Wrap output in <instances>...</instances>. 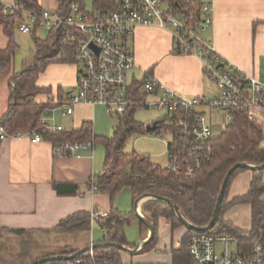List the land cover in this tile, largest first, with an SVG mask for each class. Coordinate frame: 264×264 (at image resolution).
Listing matches in <instances>:
<instances>
[{
  "label": "built area",
  "instance_id": "built-area-1",
  "mask_svg": "<svg viewBox=\"0 0 264 264\" xmlns=\"http://www.w3.org/2000/svg\"><path fill=\"white\" fill-rule=\"evenodd\" d=\"M113 1L116 6L110 10L88 9L83 2L76 1L69 13L61 16L45 8L41 12L29 10L20 0H0V15L13 16L18 33L30 34L36 24L38 28L58 33L59 55L70 56V63L77 72L74 89L61 104L68 115L77 105L102 106L110 116L122 114L132 106L164 109L170 124L161 126V123L156 131L159 133L158 130L164 128L171 134V140L166 142L165 166L175 174L189 177L195 175L213 152L212 142L216 137L206 111L222 113V131L233 123L234 113L241 109L251 120L264 124V57L261 73L252 75L215 49L205 35L213 27V0H200L201 20L197 23H186V19L163 0ZM138 26L170 31L174 48L200 60L203 73L213 82L216 93L207 97H185L148 77L140 85L143 95L132 97L129 90L136 79L133 76L136 64L127 41ZM136 80L141 81L143 77ZM49 110L44 111L41 122L47 131L58 133L63 127L48 122ZM8 137H27L32 143L43 140L36 131L9 134L0 126V139ZM93 146L91 141L52 142L56 157L73 156ZM106 216L103 211L93 210L90 222L104 220ZM92 245L90 242L83 256L82 253L60 256L42 264H112L111 257L97 255ZM188 254L192 264H264V239L254 237L247 253L232 234L193 231L188 240Z\"/></svg>",
  "mask_w": 264,
  "mask_h": 264
},
{
  "label": "trees",
  "instance_id": "trees-1",
  "mask_svg": "<svg viewBox=\"0 0 264 264\" xmlns=\"http://www.w3.org/2000/svg\"><path fill=\"white\" fill-rule=\"evenodd\" d=\"M29 10L41 12L36 0H20ZM59 15L69 13L70 6L83 0H56ZM172 5L176 14L182 15L186 23H197L201 20L200 0H163ZM92 10H110L115 8L113 0H91ZM0 24L4 26V33L9 38L7 46L0 49V78L6 76L12 66L17 49L15 39L14 17L0 15ZM38 24L32 30V43L34 46L31 56L21 63L20 69L13 72L8 79L10 96L7 111L0 118V126L9 134L17 132L36 131L43 139L53 142L60 140L93 142L101 145L104 150L102 169L94 175L89 182V188L107 194L110 199V209L104 220H97L100 227L109 237V242L125 244V227L131 221L138 219L134 210L120 212L114 206L116 196L123 188H129L132 192L133 202L143 195L150 194L171 200L178 211L192 224L197 226L207 225L213 218L217 197L222 182L227 172L238 163L260 165L264 163V130L253 120L248 118L246 111L238 110L234 113L233 123L222 131L212 142L213 152L209 160L197 170L194 176L175 174L166 166L153 162L149 155L135 150L125 152L126 141L137 135L145 134V124L135 120L134 112L137 107L132 106L124 113L116 115L117 122L111 136L96 135L89 122H84L79 129L65 130L52 133L46 130L41 118L46 109H53L63 102L62 96L55 99H34L40 95L49 93L50 89L37 86L36 81L49 63L71 62L72 58L61 57L59 48L61 45L58 33L47 31L46 38L40 40L35 36ZM174 51L181 53L178 49ZM151 77L150 73L143 76V80L134 79L130 86V95L134 98L141 97L140 85ZM59 94V93H58ZM66 101V100H65ZM162 121L158 122V128ZM156 132V130L154 131ZM248 169L237 168L231 175L223 201L221 203L218 218L215 225L206 232L210 234H232L239 240V244L247 251L250 250L254 237L264 239V178L263 170L252 171V179L246 193L230 197V189L237 175ZM248 205L250 209V228L241 229L230 220L225 219V214L233 206ZM142 212L154 226L153 238L142 250L152 248L158 241L157 220L164 217L175 227L180 223L169 203L159 199H149L142 204ZM142 226V225H141ZM91 230L90 214L85 211L76 212L59 221L50 229H19L0 226V264H28L30 262L57 256H69L75 254L81 248L76 247L79 239H88ZM188 230L182 237L181 245L172 251L174 264H192L188 254V240L192 234ZM40 233L47 236H61L69 238L64 246L53 253H43L33 258L30 251L32 245L39 244L34 240V235ZM18 245L15 252L13 244ZM75 243V244H74ZM87 244L86 246H88ZM84 248V247H83ZM118 249L113 246H96L94 252L100 256L112 258V264H120L117 257ZM86 254L82 253L81 256Z\"/></svg>",
  "mask_w": 264,
  "mask_h": 264
},
{
  "label": "crops",
  "instance_id": "crops-1",
  "mask_svg": "<svg viewBox=\"0 0 264 264\" xmlns=\"http://www.w3.org/2000/svg\"><path fill=\"white\" fill-rule=\"evenodd\" d=\"M36 3L40 9L55 11L58 8L56 0H36ZM42 29L45 31L44 36H39L37 30L34 33L40 40H44L47 35V30ZM205 35L225 58L247 73L259 75L261 59L264 57V0H213V27ZM15 39L18 49L19 33L16 30ZM8 41L4 26L0 24V49H4ZM127 46L133 51L136 64L133 76L136 79L149 72L151 77L185 97H207L215 93V86L203 73L200 60L195 55L174 51L170 31L155 26H138L128 39ZM15 71L12 66L10 72L0 78V118L8 108V79ZM76 78V68L72 63H49L39 73L36 84L50 89V92L40 94L34 100H53L61 95L64 103L74 89ZM96 107L77 105L68 115L60 105L49 110L48 122L65 130L79 129L84 122H89L94 133L99 135L96 132L99 126L96 122ZM52 142L45 138L37 143H32L27 137L0 139L1 227L43 230L54 227L59 221L79 211L90 214L93 210H99L108 215L109 196L89 188V182L102 169L104 150L98 151L96 144L93 148L79 150L73 156L56 157L53 155ZM251 179V170L239 173L231 185L230 197L246 193ZM132 197L130 189L129 192H119L114 201L115 208L120 212H130L127 211L128 207L133 210L135 206ZM147 200L141 199L136 204L137 211L143 217L146 216L141 207ZM245 205L233 206L224 217L247 230L236 223L235 215L232 214L236 208ZM137 221L138 239L130 242L126 238L125 244H120L124 249L116 247L120 264H174L172 251L180 247L188 229L182 223L172 227L169 220L159 217L157 243L148 250L133 251L150 235L147 226L139 219ZM97 225L99 232L93 230V240L97 242L89 240V243H109L108 235L99 222Z\"/></svg>",
  "mask_w": 264,
  "mask_h": 264
},
{
  "label": "rangeland",
  "instance_id": "rangeland-1",
  "mask_svg": "<svg viewBox=\"0 0 264 264\" xmlns=\"http://www.w3.org/2000/svg\"><path fill=\"white\" fill-rule=\"evenodd\" d=\"M84 5L86 8L91 7V0H83ZM36 33L39 36H44L45 31L41 28L36 31ZM18 49L15 52L14 59H13V68L17 71L20 69L21 63L28 59L34 49L32 39L30 38L29 34H21L19 33V39H18ZM216 93V90H215ZM149 99V98H148ZM96 122L98 123V128L96 132L99 135L104 136H111L114 126L116 125L117 118L115 115H107L104 108L102 106L96 107ZM207 116V119L212 127L213 130V136L218 137L222 132V113L221 112H211V110H208L205 112ZM134 118L135 120L143 123L148 124L153 121H163L161 126H167L170 124V117L168 113L164 109H157L152 107H137L134 112ZM254 123H257L263 130H264V124L262 122H257V120L252 119ZM159 133L156 132H146L142 135L132 136L130 137L125 144L124 151L125 152H132L133 150L142 153L147 154L150 156L153 162L160 164L162 166L166 165V142L171 140V134L168 130H165L164 128H160ZM160 135V136H159ZM264 143V141H263ZM98 151H102V146L97 145ZM263 178H264V172H263ZM127 191L129 192L128 188H123L120 192ZM264 198V196H263ZM130 207H128L127 211H131ZM232 214L235 215L236 223L245 229L250 228V209L249 206H240L239 208H236L234 211H232ZM234 219V220H235ZM137 219L130 222L129 225L125 227V236L130 242H135L139 237V226H138ZM97 230L99 232L100 228L97 225V222L93 224V227L91 231L89 232L88 239H79L77 243L75 244L77 248H83L86 247V245L89 243V240L97 242L96 239L93 240V230ZM158 235H159V229H158ZM34 240L38 241L39 244L32 245L31 248L32 251L30 253L32 254V257H37L40 252L43 253H53L57 251L59 248H62L64 246V242L70 241L69 238H62L61 236L53 235V236H47L44 234H35ZM101 238V235H100ZM136 239V240H135ZM135 240V241H131ZM13 244V250L16 252L18 249V245L12 241ZM90 245V243H89Z\"/></svg>",
  "mask_w": 264,
  "mask_h": 264
},
{
  "label": "water",
  "instance_id": "water-1",
  "mask_svg": "<svg viewBox=\"0 0 264 264\" xmlns=\"http://www.w3.org/2000/svg\"><path fill=\"white\" fill-rule=\"evenodd\" d=\"M158 122L159 121H153L151 123H148L145 125V131L146 132H153L155 130H157L158 128ZM237 168H244V169H248V170H251V171H254V170H263L264 169V163L263 164H260V165H254V164H249V163H238L236 165H234L232 168H230V170L227 172L223 182H222V185H221V188H220V192H219V195L217 197V202H216V205H215V211H214V214H213V218L211 219V221L205 225V226H197V225H194L192 224L190 221H188L177 209V206L169 199L167 198H163V197H157V196H153V195H150V194H146V195H143V196H140L138 197L136 200H135V206H134V211L138 217V219L140 221H142L146 226L147 228L149 229L150 231V235L149 237L145 240V241H141L140 244H138V246L136 248L133 249V251H140L147 243L150 242V240L153 238V235H154V226L153 224L145 217H143L141 214H139V212L137 211V207H136V204L141 200V199H159V200H162L164 202H167L170 204V206L172 207L176 217L178 218V220L180 221V223H182L188 230H192V231H201V232H205L207 231L208 229L212 228L214 225H215V222L218 218V215H219V211H220V207H221V203L223 201V197H224V192L226 190V187H227V184H228V181L232 175V173L237 169ZM96 246H113V247H117V248H121V249H124V247L120 244H115V243H106L105 245H92L93 248H95ZM90 248V245L80 249L79 251H77L73 256H77V255H80L81 253H84L86 252L87 250H89ZM128 250V249H127ZM129 251H132L129 250ZM60 258V256H57V257H46V258H42V259H39V260H36V261H33V262H30L28 264H42L46 261H49V260H53V259H58Z\"/></svg>",
  "mask_w": 264,
  "mask_h": 264
},
{
  "label": "bare ground",
  "instance_id": "bare-ground-1",
  "mask_svg": "<svg viewBox=\"0 0 264 264\" xmlns=\"http://www.w3.org/2000/svg\"><path fill=\"white\" fill-rule=\"evenodd\" d=\"M152 133V132H151Z\"/></svg>",
  "mask_w": 264,
  "mask_h": 264
}]
</instances>
